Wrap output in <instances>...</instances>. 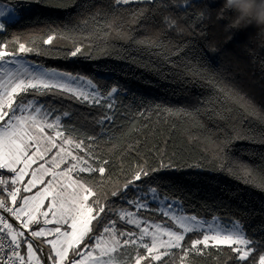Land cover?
I'll return each mask as SVG.
<instances>
[{
	"label": "trees",
	"instance_id": "trees-1",
	"mask_svg": "<svg viewBox=\"0 0 264 264\" xmlns=\"http://www.w3.org/2000/svg\"><path fill=\"white\" fill-rule=\"evenodd\" d=\"M0 3L17 13L13 21H2L3 50L16 52L24 43L35 49L20 54L27 59L87 77L101 95L116 89L110 103L101 99L99 104L58 89L23 97L57 113L66 135L83 139L101 161H109L103 182L99 174H80L95 185L102 202L106 199L108 211L95 235L108 220L134 232L118 214L134 210L132 202L147 199L155 189L160 197L176 199L185 213L237 220L252 241L254 251L246 261L227 245L209 243L183 264H259L264 253V34L254 26H232L233 14L223 9V0ZM48 35L55 36L51 45L42 42ZM76 47L81 54L73 57ZM139 167L150 174L111 196ZM148 204L136 214L166 221L156 202ZM10 223L17 227L14 217ZM195 239L198 232L188 233L183 246ZM41 245L48 264L54 253ZM171 252L164 264H181L180 249ZM128 254H136L131 246L121 258Z\"/></svg>",
	"mask_w": 264,
	"mask_h": 264
},
{
	"label": "snow or ice",
	"instance_id": "snow-or-ice-1",
	"mask_svg": "<svg viewBox=\"0 0 264 264\" xmlns=\"http://www.w3.org/2000/svg\"><path fill=\"white\" fill-rule=\"evenodd\" d=\"M120 2L127 4L131 0H117V3ZM4 14V11H0V16ZM4 27L0 23V29ZM54 39V35H48L42 42L51 45ZM32 51L35 49L24 43H18L16 52H7L0 46V61L7 62V57ZM78 54H81L80 47L70 52L73 57ZM0 74L3 75L0 79V169H7L12 174L9 180L0 178V193L6 194L13 205L9 207L7 199L0 198V211L10 213L19 222L13 228L11 223L0 216V235L10 237L7 250L0 240V253L3 254L0 255V264H31L33 260L35 264H42L36 255L37 248H34L36 241L50 247V251L54 253L49 257L52 264H164V257L171 256L172 249H180L182 254L179 259L183 264L190 253L199 251L202 254L210 242L216 247L229 246L239 261H246L254 251L251 248L252 241L245 238L238 222L231 228L208 224L207 229L202 232V238L192 240L190 246L185 248L182 243L185 236L205 229V225L195 216L176 215L169 211L162 214L171 216L176 225L175 230L142 221L136 213L121 210L119 219L136 226L138 234L120 231L116 228L115 220H108L104 223L103 231L95 235V227L102 223L103 214L108 211L106 199L102 202L95 185L80 174L84 173L89 177L99 174L100 182H103L109 161H101L90 144H86L83 139L66 135L59 124V117L49 122V113L34 106L33 101L24 102L23 97L29 92L44 94L58 89L73 93L83 101L91 99L99 104L100 99L94 92L73 88L64 79L66 77L75 81L80 78L54 68L22 67L20 71L0 68ZM87 83L91 84V81ZM115 91L116 89H112V92ZM108 107L111 108V105ZM87 140L93 141L95 138L88 137ZM167 166L169 165H160L161 168ZM149 174L144 167H139L131 179L110 195L118 196L121 191ZM25 177L30 178L25 181ZM33 189H36L34 193ZM132 203L137 208L146 206L139 202ZM168 207L170 209L171 205ZM41 224L43 226H39ZM34 225L38 226L37 230L33 229ZM24 230L29 231L28 237ZM146 237L148 242H144ZM89 239H94L95 243L89 245ZM200 245L203 248L198 249ZM130 246L136 254H128L127 258L122 259L124 250ZM22 247H26V256L21 254ZM140 248L146 254L141 255ZM84 249H89L86 254ZM75 257L83 259L77 260ZM259 260L260 264H264V255Z\"/></svg>",
	"mask_w": 264,
	"mask_h": 264
},
{
	"label": "rangeland",
	"instance_id": "rangeland-1",
	"mask_svg": "<svg viewBox=\"0 0 264 264\" xmlns=\"http://www.w3.org/2000/svg\"><path fill=\"white\" fill-rule=\"evenodd\" d=\"M131 1H135V0H131ZM0 11H4V13H5L4 15L0 16V23H2V21H8V22L13 21L17 17V13L13 10V7L11 5L7 4V3H0ZM6 59H7V62L0 61V68L5 69L6 71H8V70H10V71H20L22 67H27L29 69H33V68H35L37 66L44 67L43 65H41L39 63H36V62H33V61L27 59L26 57L12 56V57H7ZM16 62H18V63H16ZM44 68H47V67H44ZM54 69H56V68H54ZM57 70L60 71V72H66V71L59 70V69H57ZM72 76L73 77H78L80 79H77L75 81L68 80V78H66V77L64 79L67 80V82L73 88L83 89L84 91L89 92V93H93L94 92L96 94V97L97 98H99L100 100L101 99H107L108 100V103H110L113 100V93L114 92L111 91V92H109L105 96L104 95H101L99 93V91L97 90V88L95 86V83L92 80H90L89 78L84 77V76H81V75H78V74H72ZM2 78H3V75L0 74V79H2ZM87 81H91V84H88ZM110 93H111V95H109ZM27 101H33L34 102V106L41 107L42 108V111H44L46 113H49L50 114L48 116L49 122L53 121L56 117H59L57 113H55L54 115H52L48 111L49 110L48 107H43L40 103L38 104V101H37L36 98H32V99L27 100ZM27 101H24V102H27ZM89 101H92V100L90 99ZM59 124H61L60 123V119H59ZM11 176H12V174H11ZM29 178L30 177H25V181L27 179H29ZM138 202L139 203H142V204H144L146 206L143 207V208H137V207H135V205H133L134 206V210H128V209H126V210L136 213L137 209H145V208H148L149 207L148 202H156L158 209L160 211H162V213L164 211H169L170 213H174L176 215H186V216H195V217H197V220L199 222H203L204 225H205V229L196 231V232H198L200 234V239L202 238V232L207 229V225L208 224H212L213 226L220 225L221 227L231 228L234 223L238 222L237 220H233L231 222L224 221V220L218 218L217 216H213L211 218H205V217H198V216H196L194 214L185 213V212H183L180 209L179 203L177 202L176 199H169V198H166V197H160V196H158V194L156 192H152V191H150L147 194V199L140 200ZM169 205H171V208L170 209L168 207ZM137 217H138V219H140L142 221L146 220V221H148L149 223H152V224H161V225H163L165 227H170V228H173L174 230L176 229V225L171 220V216L170 215L169 216H165L166 217V221H163V222L148 220V219H145V218H143V217H141L139 215H137ZM16 222H17V225H19V222L18 221H16ZM124 222L126 223V221H124ZM238 224L240 225V227L242 229L241 224L239 222H238ZM127 225L134 227L135 228V231L134 232L137 233V234L139 233V229L136 226L130 225V224H127ZM39 226H43V225L41 224ZM32 227H33L34 230H37L38 229V226H35L34 225ZM48 227H53V225H48ZM116 228L118 230H120V231L133 232V231H130L127 228L122 227V226H119V227H116ZM62 230H70V229H62ZM24 231H25V236L28 237L30 235L29 231L28 230H24ZM242 231H243V229H242ZM243 233H244V231H243ZM245 238L248 239V240H250L248 237H246V235H245ZM144 242H148V238L147 237L145 238V241ZM94 243H95V240H93L92 244H94ZM210 243H212V242H210ZM41 246L42 245H41L40 242L39 243L38 242L34 243V248H37L36 255L39 257V259L41 260V262L43 264L44 261H43V253H42V250H41ZM88 250L89 249H84L83 251L86 254ZM21 253H22V255H27L26 247H22ZM262 255H264V253H262L260 255V257ZM75 259L80 260V259H83V257H75ZM33 261H35V260H33ZM258 262L260 264V260L259 259H258ZM48 264H52L51 260H50V262ZM86 264H87V262H86Z\"/></svg>",
	"mask_w": 264,
	"mask_h": 264
},
{
	"label": "clouds",
	"instance_id": "clouds-1",
	"mask_svg": "<svg viewBox=\"0 0 264 264\" xmlns=\"http://www.w3.org/2000/svg\"><path fill=\"white\" fill-rule=\"evenodd\" d=\"M222 7L233 14L232 26H254L259 34H264V0H223Z\"/></svg>",
	"mask_w": 264,
	"mask_h": 264
},
{
	"label": "built area",
	"instance_id": "built-area-1",
	"mask_svg": "<svg viewBox=\"0 0 264 264\" xmlns=\"http://www.w3.org/2000/svg\"><path fill=\"white\" fill-rule=\"evenodd\" d=\"M0 178H3L5 180H9L11 179V174L8 170H5V169H0ZM0 198H5L7 199L8 201V206L9 207H12L13 205H11V201H10V198H7L6 197V194H3V193H0ZM0 216H3L4 219L10 223L12 221V216L10 213H7L6 211H0ZM0 227H2V225H0ZM0 240L3 241L4 243V246H5V249L7 250V245H8V242L10 240V237H6V236H3V235H0ZM21 251V249H20ZM22 254V253H21ZM0 255H3L2 253H0ZM31 264H35V262H31Z\"/></svg>",
	"mask_w": 264,
	"mask_h": 264
},
{
	"label": "crops",
	"instance_id": "crops-1",
	"mask_svg": "<svg viewBox=\"0 0 264 264\" xmlns=\"http://www.w3.org/2000/svg\"><path fill=\"white\" fill-rule=\"evenodd\" d=\"M17 56L24 57V56H22V55H20V54H19V55H17ZM5 170H7V169H5ZM17 226H18V225H17ZM25 256H26V255H25ZM33 262H35V261H32V263H33ZM49 262H50V260H49Z\"/></svg>",
	"mask_w": 264,
	"mask_h": 264
}]
</instances>
